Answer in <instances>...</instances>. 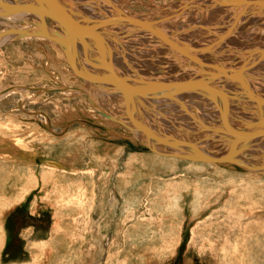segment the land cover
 <instances>
[{
    "label": "rangeland",
    "instance_id": "1",
    "mask_svg": "<svg viewBox=\"0 0 264 264\" xmlns=\"http://www.w3.org/2000/svg\"><path fill=\"white\" fill-rule=\"evenodd\" d=\"M109 1L105 2L110 7L107 9L116 11L119 7L129 16L160 21L175 15L188 0ZM192 4L183 16L169 19L171 29L181 37L177 36L179 41L197 40L196 44L204 45L211 24L218 23L225 32L237 26L235 3L225 4L229 9L221 10L222 14L228 11L226 16L231 19L218 22L219 9L210 10L214 17H207L200 15L201 5ZM252 17L259 21L250 31L264 35V16L258 11L248 14ZM18 23L13 26L19 27ZM179 23L180 28L185 26L181 31L174 27ZM4 29L10 30L0 27V34L9 32ZM127 31L108 36L111 44L117 45L112 47L117 57H112L114 65L128 68L129 63L135 66L140 62V74L151 81L146 71L157 68L149 65L154 54L144 53V58V50L130 42L135 41L131 35L135 37L137 31ZM129 32L134 33L129 36ZM25 38L0 41V91L13 86H80L92 96L96 108L108 106L107 100L96 104L94 89L78 72L76 75L66 58L56 57L51 42ZM119 40L127 43L124 51ZM223 47L220 52L231 59L241 58L237 51L252 48L231 51ZM120 50L126 57L122 58ZM119 72L125 73L124 68ZM162 72L157 81L173 82L172 70ZM249 77L258 79L255 74ZM23 91L16 88L0 97V264H264V167L251 172L231 163L166 157L136 142L123 127H111L109 120L92 108L94 103L79 92ZM259 91L264 93L262 88ZM162 102L150 106L158 115L147 110L155 119L141 111V106L138 112L146 116L150 126L197 144L195 133L201 131H193L199 128L198 119L196 127L189 120L176 125L172 120L181 110L171 101ZM186 128L189 131L185 132ZM260 141L259 148L245 141L235 158L245 165L264 166V139ZM220 142L207 147L208 151H223Z\"/></svg>",
    "mask_w": 264,
    "mask_h": 264
},
{
    "label": "bare ground",
    "instance_id": "2",
    "mask_svg": "<svg viewBox=\"0 0 264 264\" xmlns=\"http://www.w3.org/2000/svg\"><path fill=\"white\" fill-rule=\"evenodd\" d=\"M1 1L7 2L10 5L11 4L12 5L13 4H29V5L37 4V2L35 0H1ZM57 1L76 20H81L82 18H86V17L87 18H95V19H110V17H113V16H115V17H118V16L131 17V18L138 19V20L144 19V18L141 19L138 16H129L127 13L123 12V9H120L119 7L118 8L116 7L117 8L116 11H114V9H111V10L107 9L110 7L106 6L105 4L106 3L109 4L110 3L109 0H87V1H85V0H57ZM196 1H198V0H188L186 2L185 7L183 6V8H180L179 11H177V13H174L175 15L170 16L167 19H164V20L162 19L160 21L150 20L154 24V26H156L157 28L162 30L164 33H166V35L172 41V43H173L172 45L168 44L167 42H165L164 40L159 38L157 35L151 33L150 31H148L146 29L140 28L139 26L133 24L130 21H118V22L108 24L107 26H104V27H101L100 29H98L97 32L99 33V35L101 36V38L103 40L104 48L106 50H108L109 55L111 57L112 70L114 73H116L118 76L125 79V81H127L130 84L139 85L140 83L145 81L144 77L139 72V70L141 68L139 66L137 67V65H140L139 61L136 60V62H139V64L136 63L137 65H135V66L133 64L129 63L128 68L121 67V66L120 67L118 66L119 68H117L116 65H114L115 60H113L112 57L115 58V56H114L115 52H113L112 47L115 44V42L114 43L112 42V44H111V41L108 37V36H110V34H114V36L116 33L120 34V33L125 32L124 34H126V31L129 29L137 31V33L135 32L136 34H134V35H136L135 37L132 36L133 35L132 34L131 35L132 39L129 38V40L135 39V41H130V42L136 43L137 46L139 45L141 47V50H144V51H141L142 56H144V58H146L144 53L150 52V54L151 53L154 54V55L150 56L152 58H151V60H149V61H151L149 63V65L152 64L153 67H154V65H156L157 68L156 69L151 68V69L146 71V75H147V77H149L151 79V81L152 80L157 81L158 74L161 73L162 71H164V69L169 70V71L172 70V73L174 75H173V78L170 77V81L172 80L173 82H177V81H187V80H203L205 82H208V84L211 87L216 88L220 97H218V100H217L218 103H214L205 97V92L203 90L202 91L197 90V91L185 92V93L177 95L174 98H159V97H156L154 95H152V96H150V95L149 96L134 95L132 103L129 104L128 106L131 108V106L133 105L132 106L133 107L132 112H133V116L136 120L140 121L144 126H146L153 133L157 134L160 137H164L166 139H170V138L178 139L177 137H180L182 135L177 136L178 134L177 135L171 134V133H169L168 130H167L168 132L165 133L164 129H163L164 131H160L159 128H161V127L155 128L154 126H150L149 124H151V123L148 124L146 122V119H145L146 116L144 117L142 114H139V112H138L140 110V109L138 110V108L143 107V109H141V111L144 110L146 112V114L148 113L147 110H150V111L155 110V114H156L157 109L151 108L152 106H153V108L155 107L154 105H152V104H155V101H158V100L161 102L164 100L171 101V103H173V105H175L177 107L176 109L181 110V115L179 117L176 116L173 120L172 119L171 120L173 122H175L176 125L178 123L179 124L184 123V120H185V122L187 120H189L190 123H195V127H196V124L199 123L198 124V126H199L198 130L195 128L196 130L193 131V132L201 131V134H200V132L195 133V136L197 139V144L195 143V145L201 151H203L209 155L220 156V155H223L225 152H227V150L229 149V146L231 144V138L233 137V136H231V134L213 131V129H215V128H218L220 126L222 127V124H217V123H222L221 116L219 113V106H222V107H224V109L227 113V118L229 120V123L230 124L234 123V124L238 125L236 128L229 126V127H227L228 128L227 130L233 132L235 136L242 135V134L245 135L248 132H260L261 134L257 133V135L252 136L249 140H247L248 145L251 146L253 144L252 147H254V145L256 147H258L259 145H261L259 143V142H261L260 139H264V131H262V129H264V128H262V127H264V126H262L264 124V104L254 100L251 97L249 92L255 94L258 98L264 99V97L262 95L257 94L258 93L257 91H259L261 88L264 91V38H263L264 35H259V34L257 35V33L255 31H252V32L250 31L251 27L254 26V28H255V25H256L258 18L256 20H255V18H253L254 16L252 18H248V14H249V16H251L252 13L254 15L256 12L259 11V12H261V15L264 16V5H261V3H264V0H245L244 3H242V4L235 3V5L233 3V5L236 7L235 15L238 16L237 26H235V28H233L232 30H228V32H225V31L221 30L222 27L219 28L220 26L218 23L211 24L213 26H210V27H208L209 29H207L210 31L208 32L206 30V33H209V34H207V36H206L207 40L203 39L204 41H207L204 45L203 44L199 45L200 43L196 44L197 40L195 41V43L189 42L190 41L189 39H188L189 41H187V42L179 41L177 39L178 38L177 36H179V38H181V37H180V35L177 34L178 31H174L173 28L171 29V25H169V23H170L169 19L170 18L173 19L174 17L177 18L178 14L179 15L184 14L183 12L185 11L186 7L191 5L192 3L194 5L196 4L197 6L201 5L202 11L199 10L201 12V14L200 13L199 14L202 15V13H203V16H207V17L209 15L210 16L212 15L210 13V10H212V9H216V10L219 9L220 13H221V10L222 11L228 10L229 7L226 8L227 5L221 4V3L216 4L213 0H199L198 2H196ZM111 2L115 3L116 0H111ZM193 4H192V6H193ZM206 4H208V5L206 6ZM226 4L229 5L232 3H226ZM190 8H192V7L190 6ZM3 10L4 9L2 7H0V12H2ZM194 10H196V9H194ZM230 11H231V8H230ZM226 12L228 13V11H225V13ZM217 13H218V11H217ZM7 14H8V16H6V14H5L4 15L5 17L2 14H0V27L10 28V30L8 29L9 30L8 33L0 34V41L1 42H4V41L6 42L9 39L12 40L11 38H16V36L17 37L25 36L26 40H28L30 38H33V39L34 38L35 39L36 38H39V39L43 38V39L48 40V42H51L53 51L57 55L56 57H60L62 59L66 58V55L64 53V50L66 47L64 44L58 43V42L48 38L47 36H43V35L39 34L40 32H44L46 35L59 36L61 38L66 39L68 37V34L65 31V29L60 26V24H58L54 20H51V19L45 17L44 18V25H43V20L40 18V16L33 13V12H29V11L7 12ZM190 14H192V13H190ZM226 14H222V13L218 14L219 16H218L217 22L222 21L224 19L230 20L231 18L230 17L228 18L226 16ZM259 14L260 13H258V15ZM193 15H195V14H193ZM181 16H183V15H181ZM256 17H258V16H256ZM180 18H178V20ZM183 19H185V17ZM21 20H24L23 24L18 23V22H21ZM147 20H149V19L147 18ZM178 20L177 21L175 20V22L177 23ZM258 21H259V19H258ZM184 22H186V21L183 20V23ZM261 22H262V20H261ZM5 23H7V24L4 25ZM15 23L16 24L18 23L19 27L15 28V26H13V25H15ZM193 23H195V22H193ZM197 23L202 24L201 22L199 23L198 21H197ZM197 23H195V24H197ZM8 24H10V25H8ZM28 24H30V26L33 29H30V26H28ZM187 24H189V21ZM230 24H232V23H230ZM22 25H24V26H22ZM182 25H184V24H182ZM191 25H194V24H191ZM221 25H222V23H221ZM25 26H26V28H25ZM208 26H209V24H208ZM27 27L30 30L29 29L27 30ZM174 27L176 28V30L179 29L181 31L184 29L183 27H185V26L180 28V23H179L178 25H174ZM227 27H229V26H227ZM194 28H197V27H194ZM254 28H252V29L254 30ZM123 29H125V30L127 29V30L125 31ZM170 29L174 32H171ZM197 29H199V28H197ZM20 30L21 31L27 30V34H22V32ZM193 30H195V29H193ZM193 30H190V31H193ZM255 30H258L257 27ZM4 31H6V30L4 29ZM180 31H179V33H180ZM186 31L187 30L185 29V32ZM259 31H260V29H259ZM175 32H177V33H175ZM193 32H195V31H193ZM196 32L197 33H201V32L204 33L205 31L201 30L200 32H198V31H196ZM131 33H134V32H131ZM131 33L129 32V36ZM187 33H185V36L187 35ZM127 34H128V31H127ZM190 34L192 35L191 32H190ZM190 34H189V36L191 37ZM198 35H200V34H198ZM201 36H203V35H200V38H202ZM187 38L188 37H186L185 39H187ZM193 40H194V38H193ZM122 42H124V41H121V42H120V40H119V42L117 41L119 46H120V43L123 46V47L120 46L121 49L124 48L125 45H127L126 41L123 44H122ZM128 43H129V41H128ZM69 44H70V50L73 53V56L75 57V64L79 65V63H81V65L84 66V68L87 71H89L93 74L103 75L105 73L104 66H103L102 62L99 60L100 55L95 51L96 46L92 40L85 38L83 43H81L79 40H76L73 43L71 41H69ZM116 46L114 48H116ZM177 46H179V47L183 46L185 49H187L188 52H183V51L179 50V48ZM221 46H225V47H227V49H229L231 51H234V48L235 49H237V48L242 49L244 47H247V48L252 47V48H250L251 50L250 49L246 50V48H245L243 51L241 50V51L236 52V53H240L239 56L241 58H242V53L245 54V57H243L242 59L240 57H239L240 59H238L236 56L233 57L234 56L233 54H232L233 58L231 59V57H230L231 55L228 57V55L224 54L226 52H224V53L220 52ZM225 47H223V48H225ZM116 50H118V48ZM122 50H120V51L123 52L124 50L123 51ZM129 50H131V49H129ZM129 50H126V51L129 52ZM133 50H134V48H132V51ZM222 50H224V49H222ZM252 51L254 53H250ZM108 52L106 51V53H108ZM116 52H118V51H116ZM214 52H216V53H214ZM246 52L249 55H247ZM126 53L127 52H125V54ZM136 53H137V51H136ZM212 53H214L215 55ZM128 54H126V55H128ZM227 54H229V52H227ZM254 54H256V55H254ZM122 55H124V52H123V54H121V56ZM128 56H130V55H128ZM133 56H136V54L132 55V58H133ZM122 58H123V56H122ZM137 58H138V56H137ZM137 58H135V59H137ZM144 58L142 57V59H144ZM115 59H117V57ZM126 62L127 61H125V63ZM153 62H155V63H153ZM127 65H128V63H127ZM239 66H243V68H244V70L242 72L243 73L242 77H238L237 75H235V68H237ZM123 68H124V72L126 74L119 72ZM213 68L218 69V70L231 69L233 72L223 74V75L218 76L215 79H212V78H210V75H211L210 72H211V70H213ZM145 69H147V67H145ZM166 70H165V72H166ZM73 71L75 73H77L74 69H73ZM136 71H137V74H136ZM165 72H162V73H165ZM169 74H171V73H169ZM250 74H251V76H252V74L257 75L258 79H251L249 77ZM76 75H78V73ZM164 76H163V78L166 77V76L165 77ZM158 78L160 79V77H158ZM167 78H169V77L167 76ZM241 78L244 80V82L246 84V90H245L244 86L241 84V81H242ZM147 80H149V79H147ZM84 81H86V80L84 79ZM160 81H166V80H162V78H161ZM160 81H157V82H160ZM170 81H168V82H170ZM86 83L89 84L92 89H94L96 104L103 105L104 101H106V100L108 101V103H107L108 106L106 104L103 105L106 109L105 108L99 109V108H96L94 99L91 96V99H92L91 104L94 103V105H95V106H92V108L96 110L95 112L102 114L104 117H106V119L109 120L111 127L112 126L123 127L125 130L128 131V133H130L131 138L134 139L136 142L143 144L144 146H147L152 151L160 153V154L161 153H175V154H182V155L193 154L192 149L190 147L177 146V147L171 148V147L165 146V145L157 143V142L155 143L152 141L151 138L147 137L143 131L138 130V128L131 122V120L129 119V117L127 115V112H128L127 103L124 100L121 92L119 90H117L116 88H114L112 85L105 84V83H91L88 81H86ZM64 87H77V86H69L68 85V86H64ZM16 88H18V90H20L21 92H24L23 90H26V89L30 90V88H41V87H29V88H21V86H19V87L18 86L8 87L6 89H10L9 91L3 92L5 89L0 91V97L5 93L7 94L11 90L14 91V89H16ZM82 89H83V87H82ZM226 90L227 91L229 90V91L227 92ZM35 91L42 92L41 90H37V89ZM83 91H84V89H83ZM56 92H58V91H56ZM63 92H69V90H65ZM76 92L83 94L81 91H76ZM85 92L87 94V90L84 91V93ZM116 93H118V94H116ZM120 95L122 97V98H120L121 100L119 99ZM237 98H240V99L238 100ZM121 101H123V102H121ZM162 103H164V102H162ZM166 103H164V104L165 105L169 104V102L167 104ZM205 104L210 108H207L205 106ZM158 106H159V104H158ZM170 106L172 107V105H170ZM184 106H185V108H184ZM117 107L120 109L117 110ZM161 108L162 107H159V110ZM166 110H168V109L166 108ZM145 112H144V115H145ZM211 112H213V113H211ZM150 114L149 115L152 116L151 119H155V118H153L155 115L152 113H150ZM244 114H249L250 117L246 118ZM156 115H158V114H156ZM195 115H198L197 118ZM255 115H257L256 119H254ZM167 116H165V117L166 118L170 117V116H168V117ZM147 117L149 119L148 115H147ZM160 117H162V116H160ZM163 117H164V115H163ZM197 119L199 122L196 121ZM218 119H220V120H218ZM159 120H161V119H159ZM208 120H210V121H208ZM172 121H171V123H172ZM150 122H151V120H150ZM153 123L154 122H152V125H154ZM243 123L248 124V125L251 124V125H249L247 127H244V126L240 127V125ZM116 124H118V125H116ZM156 124H158V123H155V125ZM186 124H188V123H186ZM171 125H174V124H171ZM184 126H185V124H184ZM205 126L210 127L211 130H206ZM174 127H176V126H174ZM180 127L184 129V127H182V126H180ZM174 129H176V128H174ZM161 130H162V128H161ZM184 131L186 132L189 130H188V128H186ZM182 137H180V138H182ZM145 139L147 141H149V143H151L152 146L150 144H148L147 141L145 142L144 141ZM217 140L221 141L220 144H221V146H223L224 150L221 151L220 153L214 152V151H208L207 147L214 146V144ZM241 143H239L236 146V149H238L239 146H243V144L245 142H241ZM250 143H252V144H250ZM220 144H218V145H220ZM218 145H217V147H218ZM243 149H238V150H239V152H241V150H243ZM247 150H251V149L247 148ZM166 157H172V156H166ZM189 161H191V160H189ZM56 164H58V163H56ZM48 166H50V165H48Z\"/></svg>",
    "mask_w": 264,
    "mask_h": 264
},
{
    "label": "water",
    "instance_id": "3",
    "mask_svg": "<svg viewBox=\"0 0 264 264\" xmlns=\"http://www.w3.org/2000/svg\"><path fill=\"white\" fill-rule=\"evenodd\" d=\"M37 4L35 5H29V4H8L7 2L0 0V7H2L4 10L0 12V14L5 15L7 12H18V11H29L33 12L40 16V18L43 20L44 25V18L47 17L51 20H54L62 28L65 29V31L68 34V37L66 39L61 38L59 36H52V35H46L44 32H40L39 34L43 36H47L48 38L65 45L64 53L66 55L67 61L71 68H73L76 72H78L80 75L84 77V79L91 83H105L110 84L117 90H119L124 98V100L127 103L128 112L127 115L131 122L138 128V130L143 131L146 136L149 138L155 140V142L163 144L168 147H177V146H187L192 149L193 154H174V153H161L164 156H172L176 158H181L185 160H191L195 162H204V163H231L238 166H241L245 168L248 171L257 172L262 170L264 166H250L245 165L239 159H236L235 156L239 152L238 149H236V146L241 143L249 140L252 136L257 135V132H248L245 135H238L235 136L233 132L228 131L227 127H237L238 125L232 123H229V120L227 118V113L224 109V107L219 106V113L222 120V127H218L213 129L215 132H224L227 134H231L233 136L231 138V144L229 146V149L227 152H225L223 155L220 156H212L209 155L203 151H201L193 142L184 141L180 139H166L164 137H160L157 134L153 133L150 129H148L146 126H144L140 121L136 120L133 116V105L131 108L128 106L132 103L133 96L134 95H143V96H156L159 98H174L179 94L190 92V91H197V90H203L205 92V97L211 100L214 103H218V97L220 95L218 94V91L216 88L211 87L208 82H205L203 80H187V81H177V82H156V81H143L139 85L136 84H130L122 77L118 76L116 73L113 72L112 66H111V57L109 55V52L106 53V49L104 48L103 40L99 33L97 32L98 29L101 27L107 26L108 24H112L114 22L118 21H130L133 24L139 26L142 29H146L150 31L151 33L157 35L159 38L167 42L168 44H173L172 41L169 39V37L164 33L162 30L154 26V24L151 21H145V20H138L131 17H110V19H95V18H82L81 20H76L73 18L65 9L64 7L57 1V0H35ZM216 4H226V3H244L245 0H213ZM261 5H264V3H261ZM21 31V30H20ZM22 34H27V31H21ZM87 38L89 40H92L95 44L96 48L95 51L100 55V61L102 62L105 73L103 75H97L93 74L89 71H87L84 66L79 63V65L75 64V57L73 56V53L70 50V44L69 41L72 43L76 40H79L81 43H83L84 39ZM176 46V45H175ZM179 50L183 52H188L187 49H185L183 46L179 47ZM107 54V55H106ZM244 68L243 66H239L235 68V75L238 77H242V72ZM233 72L231 69H225V70H218L213 68L211 70L210 78L215 79L220 75L227 74ZM242 79V78H241ZM241 84L244 86L246 90V84L244 80L242 79ZM33 90H41L42 92H56V91H81L85 97L92 102V99L89 95L84 93L83 89L81 87H41V88H30ZM10 89H5L3 92H7ZM249 92V91H248ZM251 97L264 104V99L258 98L255 94L249 92ZM204 95V94H203ZM221 99V98H220ZM251 125V124H249ZM248 124H241L240 127H247ZM264 126V124L262 125ZM206 130H211L210 127H206ZM264 128V127H262ZM264 131V129H262ZM251 133V134H250ZM160 154V153H159ZM54 164V162H52Z\"/></svg>",
    "mask_w": 264,
    "mask_h": 264
},
{
    "label": "crops",
    "instance_id": "4",
    "mask_svg": "<svg viewBox=\"0 0 264 264\" xmlns=\"http://www.w3.org/2000/svg\"><path fill=\"white\" fill-rule=\"evenodd\" d=\"M229 90H230V89H229ZM252 90H253V89H252ZM257 92H258V93H257ZM257 92H256L257 94L262 95V96L264 97V95H263L264 93H263V92H259V91H257ZM234 98H235V97H234ZM235 99H236V98H235ZM237 99L239 100L240 98H237ZM244 115H245L246 118H249V117H250L249 114H244ZM256 116H257V115H255V118H254V119H256Z\"/></svg>",
    "mask_w": 264,
    "mask_h": 264
}]
</instances>
